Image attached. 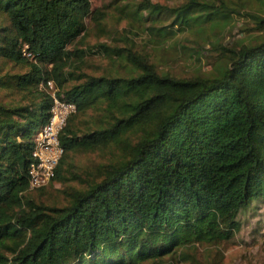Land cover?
Here are the masks:
<instances>
[{
	"label": "trees",
	"instance_id": "16d2710c",
	"mask_svg": "<svg viewBox=\"0 0 264 264\" xmlns=\"http://www.w3.org/2000/svg\"><path fill=\"white\" fill-rule=\"evenodd\" d=\"M112 8L130 23L123 45L86 51L69 46L104 17L91 0H0V264L194 263L192 252L232 241L264 205V2ZM235 15L259 35L211 46ZM138 31L156 48L180 35L193 45L181 49L202 42L217 55L207 72L176 77L137 50ZM98 55L109 68L85 73ZM53 96L75 112L53 179L32 190L33 139ZM96 153V167L72 163ZM54 184L60 198L46 204Z\"/></svg>",
	"mask_w": 264,
	"mask_h": 264
},
{
	"label": "rangeland",
	"instance_id": "374dc122",
	"mask_svg": "<svg viewBox=\"0 0 264 264\" xmlns=\"http://www.w3.org/2000/svg\"><path fill=\"white\" fill-rule=\"evenodd\" d=\"M261 1L264 2V0ZM152 2L176 6L181 0H152ZM109 3L110 0H91L92 7L100 9L104 17L98 25L87 21L86 31L69 46V49L88 51L99 44H106L110 47L123 45L121 36H125L124 30L129 31L130 23L117 14L113 8L105 9ZM249 20L246 16L235 15L228 21L223 22L217 28L215 37L210 35L214 37L209 38L211 39L210 45L212 46L218 42L228 46L241 40L256 37L259 32L254 29L255 26ZM135 30L137 28L133 26L132 31ZM129 35L131 37V34ZM181 38L180 35L176 36L173 41L167 43L162 49L156 48L152 42H148L147 37H144L140 31L137 32L136 36L131 37L139 52L148 54L151 60L161 69L170 71L176 77H190L200 71L203 73L210 70L211 62L217 55L215 51H211L212 47L200 42L199 46L194 45L193 53L192 49L183 50L180 48L181 45L193 48L192 44L186 43L185 38ZM203 46L204 48L201 50ZM192 54L194 57H191ZM87 66L85 73L95 75L108 69L110 65L104 57L98 55L89 57ZM50 89L51 92L48 91V94L54 95L56 90L53 83H51ZM0 95V99L2 98L6 102L7 99L4 98L6 95L2 92H0ZM97 154L76 155L72 163L80 168L96 167L104 162V159ZM59 189V185L54 184L39 198L43 199L46 204L56 202L60 198ZM192 255L194 263L167 262L171 264H264V205H259L254 213L247 212L246 216L242 218L241 231L235 235L232 241L218 247H199L195 253L192 252Z\"/></svg>",
	"mask_w": 264,
	"mask_h": 264
},
{
	"label": "built area",
	"instance_id": "2783aa9c",
	"mask_svg": "<svg viewBox=\"0 0 264 264\" xmlns=\"http://www.w3.org/2000/svg\"><path fill=\"white\" fill-rule=\"evenodd\" d=\"M51 88V84H49ZM75 106L53 96V105L48 123L33 139V162L28 167L29 189L47 185L54 177V170L62 156L58 134L64 128Z\"/></svg>",
	"mask_w": 264,
	"mask_h": 264
}]
</instances>
